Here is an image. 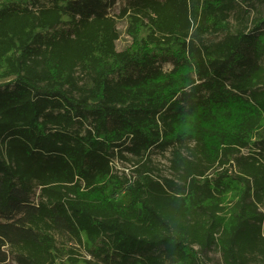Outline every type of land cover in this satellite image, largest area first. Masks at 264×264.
<instances>
[{"label":"trees","instance_id":"obj_1","mask_svg":"<svg viewBox=\"0 0 264 264\" xmlns=\"http://www.w3.org/2000/svg\"><path fill=\"white\" fill-rule=\"evenodd\" d=\"M12 2L0 264H61L58 238L86 264L264 263V0H124L121 50L114 0Z\"/></svg>","mask_w":264,"mask_h":264},{"label":"rangeland","instance_id":"obj_2","mask_svg":"<svg viewBox=\"0 0 264 264\" xmlns=\"http://www.w3.org/2000/svg\"><path fill=\"white\" fill-rule=\"evenodd\" d=\"M12 1L13 2L11 6H17L18 4L19 5L27 4L28 6L31 5V4H28V2L31 0H12ZM114 1H115V4L111 7L109 14L112 17L116 18V21H117L116 26H117L118 31L120 32V38L117 41V49L121 50L122 48L132 43H131V39L126 34V29H127V24H128L127 19L117 18L120 12V9L123 6L124 0H114ZM252 10L253 12L257 14L264 13V7L262 5H259L256 2L252 3ZM234 26H235V20L234 18H231L229 21V27L233 30ZM206 39L213 40V39H216V37L207 36ZM171 68L172 66L169 64H165L163 66V70L165 72H170ZM152 154H153L152 158L155 164L160 169L161 173L164 176H168V170H167V166H168L167 156L168 155L159 153L154 150L152 151ZM121 163L122 164H117V167L119 168V170L125 171V173L127 174L128 169L130 168V164L125 163L124 161H122ZM228 198H230V196H228ZM260 210L263 211L264 213V210L262 209ZM57 245L60 247V250L62 253V260H61L62 263L61 264H71V262L69 261V256H70V254L68 253L69 250H73L74 252H76V254L71 255L70 257L76 258L78 260L77 264H86L87 260H90L89 256L86 255V252L82 248L78 247V245H76L75 242L73 241H70L64 238H58ZM199 259H200V264H223L222 256L216 247L211 248L207 252H203L199 254ZM249 264H264V263L259 259H253L252 261L249 262Z\"/></svg>","mask_w":264,"mask_h":264}]
</instances>
